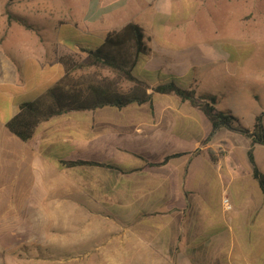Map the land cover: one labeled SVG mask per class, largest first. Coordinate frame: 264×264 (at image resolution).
<instances>
[{
	"label": "crops",
	"instance_id": "0c3cea01",
	"mask_svg": "<svg viewBox=\"0 0 264 264\" xmlns=\"http://www.w3.org/2000/svg\"><path fill=\"white\" fill-rule=\"evenodd\" d=\"M7 1L0 0V256L24 264L39 248L49 255L139 264H264L259 185L247 183L229 195L232 212L217 226L200 233L185 223L187 212L199 207L188 199L194 190H185V179L193 181V160L207 153L197 152V140L186 147V124L174 121L188 115L172 112L168 95H153L152 108L131 103L54 115L25 142L4 134L19 103L41 96L63 76V50L86 49L60 41L64 1ZM144 68L164 71L148 63ZM174 152L186 154L148 163ZM62 159L112 167H62ZM209 162L233 179L232 166Z\"/></svg>",
	"mask_w": 264,
	"mask_h": 264
},
{
	"label": "rangeland",
	"instance_id": "374dc122",
	"mask_svg": "<svg viewBox=\"0 0 264 264\" xmlns=\"http://www.w3.org/2000/svg\"><path fill=\"white\" fill-rule=\"evenodd\" d=\"M61 1H64L66 15L59 35L63 47L73 48L78 44L86 49L95 48L109 30H117L133 21L143 28L150 47L145 64L161 65L181 86L194 90L196 95L214 97V106L233 114L244 128L251 129L256 115L264 114V0ZM88 12L91 13L90 21L86 19ZM62 55H73L79 61L86 53L81 49H64ZM97 73L112 75L109 69ZM167 98L173 101L169 103L172 112L188 115L186 120L174 121L180 127L186 124V147L191 148L197 140V152H202L200 148L206 153L211 149L223 169L230 170L231 166L233 169L231 179L220 166L209 162L208 153L193 160L190 171L195 174L193 181L185 179V190H194L187 197L193 200V206L199 207L187 212L185 223L192 222L197 225L198 232H205L207 226H217L222 215L232 212L225 213L223 197L236 194L241 185H258L251 177L246 159L250 140L240 131L225 128L210 136V124L199 109L176 96L168 95ZM4 102L0 99L1 105ZM4 134L17 140L7 130ZM254 153L257 164L263 168L264 147L257 144ZM11 187L14 188V184ZM11 187L7 189L12 190ZM34 253L30 256L32 260H24V264H139L49 255L39 248ZM68 253L73 254H64ZM10 261L7 256H0V264H10Z\"/></svg>",
	"mask_w": 264,
	"mask_h": 264
},
{
	"label": "trees",
	"instance_id": "16d2710c",
	"mask_svg": "<svg viewBox=\"0 0 264 264\" xmlns=\"http://www.w3.org/2000/svg\"><path fill=\"white\" fill-rule=\"evenodd\" d=\"M12 1L14 0H8L7 3ZM145 38L143 28L130 21L117 30L108 31L104 40L95 48L82 50L86 53L84 59L78 61L73 55L60 56L58 60L64 69L63 76L41 96L19 103L16 113L5 123L6 129L11 135L25 142L35 133L39 123L54 115L105 106L120 109L131 103L135 105L149 103L152 108L153 95H173L181 101H188L202 112L210 124V136L225 128L240 131L249 138L250 146L246 159L251 177L258 183L264 199V172L257 165L253 151L256 144L264 146L263 112L256 115L251 129L244 128L238 124V118L233 114L214 106V97L196 95L194 90L178 84L171 73H165L160 69L153 72L146 70L144 66L150 47ZM91 68L94 69L77 73ZM101 69H109L112 75L101 76L97 73ZM135 69L137 75L134 73ZM207 153L211 161H217L213 150L208 149ZM183 154L186 152H174L164 155L158 161L148 163L150 166L162 165ZM59 165L112 167L110 164L94 160L73 159L59 160Z\"/></svg>",
	"mask_w": 264,
	"mask_h": 264
},
{
	"label": "built area",
	"instance_id": "2783aa9c",
	"mask_svg": "<svg viewBox=\"0 0 264 264\" xmlns=\"http://www.w3.org/2000/svg\"><path fill=\"white\" fill-rule=\"evenodd\" d=\"M223 207L226 211H229L231 209V205L229 202V199L227 197L222 198Z\"/></svg>",
	"mask_w": 264,
	"mask_h": 264
}]
</instances>
